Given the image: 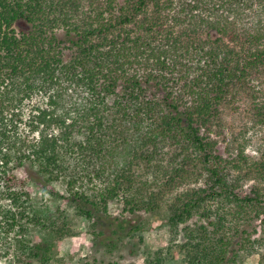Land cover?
<instances>
[{"label":"trees","instance_id":"obj_1","mask_svg":"<svg viewBox=\"0 0 264 264\" xmlns=\"http://www.w3.org/2000/svg\"><path fill=\"white\" fill-rule=\"evenodd\" d=\"M239 103L264 128V0H0L1 257L49 264V242L29 234L61 232L33 183L93 230L121 198L136 217L173 195L166 223L185 225L187 263L264 264V183L245 190L264 181V150L252 159L236 135L220 148Z\"/></svg>","mask_w":264,"mask_h":264},{"label":"rangeland","instance_id":"obj_2","mask_svg":"<svg viewBox=\"0 0 264 264\" xmlns=\"http://www.w3.org/2000/svg\"><path fill=\"white\" fill-rule=\"evenodd\" d=\"M35 100L30 104L36 103ZM28 107H25V112L29 110ZM224 111L225 135L220 139L222 141L220 146L222 152L225 156H227V153L229 154L227 149L233 141L234 135H236L245 139L247 143L246 151L251 158L261 161L264 150V128L246 117L243 103H239L236 107H229ZM25 120L26 117H24V122ZM247 128L249 129L247 130ZM241 133L243 136L240 135ZM35 136L36 134L32 135V137ZM150 181L152 180L150 179ZM96 183L98 184V182ZM262 183L264 181L249 180L245 183V190L248 192L255 184ZM138 186L141 187V185ZM148 186L149 188H155L150 183ZM55 188L61 194L68 195L64 185H56ZM26 189L34 198L35 209H38L43 217L49 219H45V224L49 226L54 223L58 229L57 231L61 232L55 233L49 229L42 230L41 226H32L29 238L34 242H41L42 239H45L51 246L47 256L49 264H152L155 262L156 257H161L164 261L163 264H189L181 248V244L185 241L183 233L185 225L180 226L179 231L176 232L170 229L166 223L169 215V199H172L173 195L169 194L163 197L161 201L159 200L160 205L154 214L138 211L136 217L123 211L125 201L122 198L119 201L110 203L108 212L113 217H105L102 224L94 229L95 232L97 231L96 233H100L101 230L105 233L104 236L99 235L97 238L93 233L92 221L79 214L64 197L44 195L42 190L33 183L27 184ZM184 189H187V187L178 188L177 192ZM149 190L152 189H148L146 193ZM142 191L146 190L142 189ZM131 192L135 194L137 192L136 188ZM139 193L142 194L141 190H139ZM137 202H140V200L138 199ZM124 216L128 217L129 227L126 231H121L120 224L116 219L123 220L122 217ZM201 223V220L195 217L189 222V226L195 227ZM132 224L137 225L140 230L130 232L133 227ZM109 237L115 242V245L112 244L114 246L109 245L110 243L107 241ZM256 237H260V235H255L254 238ZM3 242L4 239L0 238V252L2 251ZM261 252L264 253V249ZM259 254L245 253L241 257V263L258 264L261 257ZM17 258V251L11 250L8 257H1L0 254V264H11V262L12 264H20ZM34 260L33 264H39L37 259Z\"/></svg>","mask_w":264,"mask_h":264}]
</instances>
